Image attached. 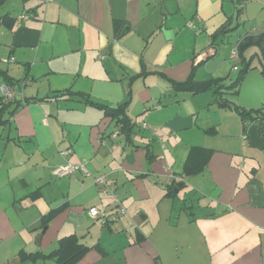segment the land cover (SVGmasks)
Here are the masks:
<instances>
[{
    "label": "crops",
    "instance_id": "crops-1",
    "mask_svg": "<svg viewBox=\"0 0 264 264\" xmlns=\"http://www.w3.org/2000/svg\"><path fill=\"white\" fill-rule=\"evenodd\" d=\"M12 4L17 13H3L19 21L13 31L0 27V68L23 81L17 99L32 101L0 125V264H58L48 256L21 262L18 253L49 254L69 235L88 246L73 264H264L261 120L235 110L261 109L264 117L256 49L245 52L254 67L237 93L225 91L224 107L210 90L176 91L159 75L183 82L194 66L195 81L230 84L241 65L238 57L234 68L229 50L244 35L264 31V24L245 25L233 42L228 37L237 29L231 28L255 7L264 18V0ZM224 24L227 32L213 38ZM67 87L110 106L127 102L130 129L113 136L118 126L101 110L68 97L45 99ZM63 110L77 112L69 117ZM190 154L206 163L182 176ZM67 162L107 174L126 212L117 213L112 195L91 176L52 174ZM173 182L181 187L166 196L164 185ZM189 192L202 196L197 205ZM90 206L103 207L107 222L92 217ZM51 210L56 213L42 225Z\"/></svg>",
    "mask_w": 264,
    "mask_h": 264
},
{
    "label": "trees",
    "instance_id": "trees-1",
    "mask_svg": "<svg viewBox=\"0 0 264 264\" xmlns=\"http://www.w3.org/2000/svg\"><path fill=\"white\" fill-rule=\"evenodd\" d=\"M5 1L6 0H0V7ZM24 1H27V0H24ZM38 1H42V0H38ZM239 1H242V3H243L246 0H239ZM37 5H39V4H37ZM37 5L35 7H37ZM16 20L19 21V18H16L14 15H12L9 12L3 13V14L0 13V27L2 26L6 29H9L10 31H13L16 27ZM226 24H224L222 27L219 28V30L213 35V38H216V36H218L221 33L224 34L225 32H227L228 29H227ZM238 25L239 24L232 27L231 29L237 28ZM119 32H121V30ZM237 47H238V54H239V64L241 66L237 72L235 79L228 85H223L222 83L219 82L220 81L219 79H208L206 81H195L193 78L194 66H192V71H191L190 75L183 82H177L175 80H171L161 72H159V75L162 78H164L172 86V88L176 91L188 90V91H191L192 93H199V92H203L206 90H210V91H212V93L215 96L216 104L218 106L224 107V106L228 105V102L226 101V99L223 96L225 91L233 89L234 90L233 93H237L239 85L241 84L245 74L251 68L254 67V66H252V57H246L245 56V52L249 48L254 47L256 49L255 55L259 59L260 72H261L262 77L264 79V31L259 32L257 34H246V35H244L241 38V40L239 41ZM8 60L13 61V58H9ZM141 73L142 74L146 73L145 64L143 62H142V72ZM0 76L3 79V81H2L3 83H7L8 85H11V86H16V92H15L13 99L4 100V98L2 96H0V125H1L5 122L10 121V118L17 111V109L20 107L21 104L28 103L29 101H32V100H28L27 98L26 99L21 98L22 101H20L19 99H17V95L22 96L20 90H21V85L23 86V81L21 82L19 80H13L8 75L7 70L1 69V68H0ZM64 97H68V99H75L77 101L84 102L87 105H90L92 107H95V108L101 110L104 116L110 117L115 122V124L118 126L116 129H118L119 132L124 131L125 128H129L132 125V122L126 113L127 102L119 103L115 106H110L104 102L95 101L90 97V95H88L84 92H81V91L73 90L71 87H67V88L62 89V90H55L52 92L51 95L46 96L45 99H49V98L60 99V98H64ZM235 110L243 118H247V119L260 118V120H261L260 132H261V135L264 139V117H262L263 113H262L261 109H245V108L237 106V107H235ZM146 147H147V151H148L147 157L149 160H152V158L154 156H153V154H151L152 152L150 151L149 147L148 146H146ZM199 157H196V159H194V155H191V154L188 155V157H187V159H186V161L182 167L180 174L182 176H190V175H194V174L201 172L206 161H205V158L200 160ZM59 177H62V176H59ZM175 186H176V183H174V182L171 184H165L164 185V187L166 189L165 195L169 196V197L175 196L176 195V192L174 191ZM36 191H38V189ZM114 191H115V189H114ZM104 193H106V192H104ZM33 194L35 195V193H32V195ZM107 194H109V193H107ZM110 194L112 195V197L115 200V197L113 196V194L112 193H110ZM117 198H118V196H117ZM118 204H120V201L116 202V209H118ZM120 205H122V204H120ZM95 207H97V206H95ZM97 208L100 210H104L103 207L102 208L97 207ZM55 213H56V211L51 210L47 214L43 215L41 217L42 225H46L48 223V221H50V219L54 216ZM117 213H118V211H117ZM118 214L122 215L120 213H118ZM108 218H109V215L106 214L104 217V223L107 222ZM87 249H88V246H86L84 243L80 242L78 237H76L74 235H69V236H65L63 238H60L58 240V246L49 254H45V253L40 252V251L35 252V253H27L23 250H20L18 255L22 259L21 262L35 261V259L38 257L48 256V257H55L58 264H73L80 257V255L84 251H86Z\"/></svg>",
    "mask_w": 264,
    "mask_h": 264
},
{
    "label": "built area",
    "instance_id": "built-area-1",
    "mask_svg": "<svg viewBox=\"0 0 264 264\" xmlns=\"http://www.w3.org/2000/svg\"><path fill=\"white\" fill-rule=\"evenodd\" d=\"M22 17H25V15L21 16L20 19ZM189 26H193L192 23H188ZM238 47L237 45H235L231 51H230V59L233 61H236V59L238 58ZM236 67V65H234V68ZM16 92V86H11L8 85L7 83H1L0 84V94L1 96L4 98V100H11L14 98ZM143 126H145V124H142ZM119 132L118 129H114V131L112 132V135L115 136L117 135ZM69 153L68 149H63L60 150V154L61 155H66ZM82 172L84 175L86 176H91L93 178V182L95 184H97L98 186H100V188L102 189L103 192L106 193H112L113 196L115 197V201L119 202V199L117 198V194L115 193L114 189L112 186L109 185L108 182V176L105 173H100V174H92L89 171H87V169L84 167L83 163H64L62 165H59L55 168H53L52 173L57 175V176H66V175H71L74 172ZM89 214L92 217H101L104 219L106 212L104 210H100L95 206H91L88 208ZM118 213L120 214H124L126 212L125 208L118 204V209H117Z\"/></svg>",
    "mask_w": 264,
    "mask_h": 264
},
{
    "label": "rangeland",
    "instance_id": "rangeland-1",
    "mask_svg": "<svg viewBox=\"0 0 264 264\" xmlns=\"http://www.w3.org/2000/svg\"><path fill=\"white\" fill-rule=\"evenodd\" d=\"M12 2H15V0H7L6 3H4L0 7V13H3L6 9H9L11 12H13L14 14H16L17 12H15V10H17V9L12 8V6L14 5V4L11 5ZM238 17H240V18H238L239 19V21H238L239 22L238 28H236L237 30L231 31L230 33H232V34L230 35V37H228V39H229L230 42H233L235 40V37H237L238 33L240 31H242L243 28H245V25L246 26H250V25L262 26L264 24V18L261 16V13L259 12V8H256V7L253 8V10L251 11V14H249V16H247V14H245L244 16L239 15ZM244 17H246V18L248 17L247 18L248 20L246 18H244ZM234 24H235V22H234ZM227 40L225 41L224 46H228V44L226 43ZM216 43H218L220 45L219 46V50L221 51V54L222 55H226L228 50H226L224 47H222V45H221V38H218V40L216 41ZM233 47L234 46H232L231 49ZM229 48H230V46H229ZM231 49L228 52V60L230 61V63L232 65H234L235 61L230 60V58H229ZM10 71H11V69H10ZM22 88H23V86L21 85V89ZM0 96H1V94H0ZM53 111H54L53 113H55V115H57L56 112H55L56 110H53ZM63 112H65L70 117V116H73V114L75 112H77V111L73 112L72 110H63ZM59 117L62 119V116L60 115V113L58 115V118ZM61 150H63V149H61ZM187 188H190V187L188 186ZM189 193L191 194V192H189ZM179 194H180V196H182L184 194L183 190L180 191ZM191 198H192L193 204L194 205L195 204L197 205L198 204V199H202V196H199V195L195 194L194 192H192ZM190 204H191V201L189 200V201H187V203L185 205L190 206Z\"/></svg>",
    "mask_w": 264,
    "mask_h": 264
},
{
    "label": "water",
    "instance_id": "water-1",
    "mask_svg": "<svg viewBox=\"0 0 264 264\" xmlns=\"http://www.w3.org/2000/svg\"><path fill=\"white\" fill-rule=\"evenodd\" d=\"M179 187H181V185L177 183V184H176L175 191H177V189H178Z\"/></svg>",
    "mask_w": 264,
    "mask_h": 264
}]
</instances>
